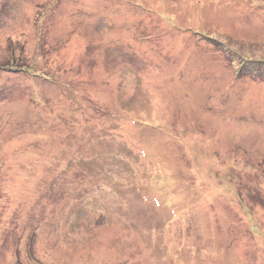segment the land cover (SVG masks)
I'll use <instances>...</instances> for the list:
<instances>
[{
  "label": "rangeland",
  "instance_id": "obj_1",
  "mask_svg": "<svg viewBox=\"0 0 264 264\" xmlns=\"http://www.w3.org/2000/svg\"><path fill=\"white\" fill-rule=\"evenodd\" d=\"M262 67L264 0H0V264H264Z\"/></svg>",
  "mask_w": 264,
  "mask_h": 264
},
{
  "label": "trees",
  "instance_id": "obj_2",
  "mask_svg": "<svg viewBox=\"0 0 264 264\" xmlns=\"http://www.w3.org/2000/svg\"><path fill=\"white\" fill-rule=\"evenodd\" d=\"M259 62H260V61H259ZM259 69L262 70V72H264V67L259 68ZM259 72H260V71H257V70H256V71H251V72H248V73H251V74H257V76H258V78H259V76L262 75V73L260 72V73H261V74H260ZM251 76H255V75H251ZM262 76H264V74H263ZM262 76H261V77H262ZM261 77H260V78H261Z\"/></svg>",
  "mask_w": 264,
  "mask_h": 264
}]
</instances>
